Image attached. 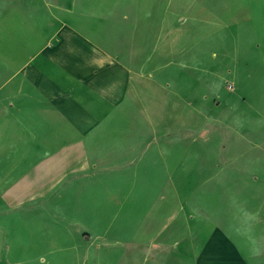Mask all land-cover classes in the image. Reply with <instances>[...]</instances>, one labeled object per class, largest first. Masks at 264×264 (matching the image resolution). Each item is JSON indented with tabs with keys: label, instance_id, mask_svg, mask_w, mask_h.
Masks as SVG:
<instances>
[{
	"label": "rangeland",
	"instance_id": "374dc122",
	"mask_svg": "<svg viewBox=\"0 0 264 264\" xmlns=\"http://www.w3.org/2000/svg\"><path fill=\"white\" fill-rule=\"evenodd\" d=\"M106 1L207 4L226 26L197 43L152 46V75L167 86L183 122L168 127L147 155L93 152L101 180L90 186L68 181L29 204L7 197V186L41 157L30 155L34 145L23 137L32 131L23 110L0 107V230L4 246L20 245L7 257L34 264H195L230 194L264 210V0ZM50 3L67 8L81 0L35 2ZM32 9V0H0V21H23L30 34ZM42 32L47 28L41 38ZM132 133L151 131L140 124ZM130 143L139 152L149 141ZM17 229L24 235L13 236Z\"/></svg>",
	"mask_w": 264,
	"mask_h": 264
},
{
	"label": "crops",
	"instance_id": "0c3cea01",
	"mask_svg": "<svg viewBox=\"0 0 264 264\" xmlns=\"http://www.w3.org/2000/svg\"><path fill=\"white\" fill-rule=\"evenodd\" d=\"M36 1L30 34L23 21H0V107L23 110L32 126L23 137L34 145L30 155L41 157L30 173L6 188L7 197L19 204L47 199L68 181L87 186L100 181L93 152L150 153L168 127L183 122L167 86L152 75V46L184 44L190 38L197 43L226 26L225 16L202 3L125 7L117 1L81 0L61 8ZM61 11L67 16H55ZM140 124L151 131L149 136L129 134ZM130 141L149 143L137 152ZM5 234L0 230V264H34L8 259V251L16 256L20 245L4 246ZM23 235L22 229L13 231L15 237ZM199 247L195 264H246L221 228Z\"/></svg>",
	"mask_w": 264,
	"mask_h": 264
},
{
	"label": "clouds",
	"instance_id": "9594fccd",
	"mask_svg": "<svg viewBox=\"0 0 264 264\" xmlns=\"http://www.w3.org/2000/svg\"><path fill=\"white\" fill-rule=\"evenodd\" d=\"M264 210L253 208L238 194L227 199L215 226L241 252L246 264H264Z\"/></svg>",
	"mask_w": 264,
	"mask_h": 264
}]
</instances>
